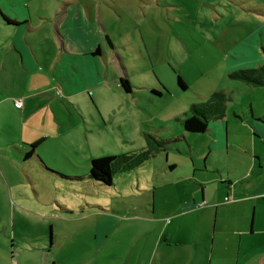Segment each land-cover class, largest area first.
<instances>
[{
    "label": "crops",
    "instance_id": "crops-1",
    "mask_svg": "<svg viewBox=\"0 0 264 264\" xmlns=\"http://www.w3.org/2000/svg\"><path fill=\"white\" fill-rule=\"evenodd\" d=\"M90 1L0 0V191L12 194L17 187L12 168L24 180L36 177L43 187H56V180L65 177L42 155L48 141L80 143L72 140L85 124L89 100L108 101L105 91L119 98L127 92L120 85L118 51L123 48H116L102 24V10ZM260 36L261 48L255 44L251 52L261 66L264 25ZM248 108L230 117L225 111L197 133L208 136L202 139L208 148L204 155L184 136L180 173L166 149L180 143L181 136L145 135L147 147L138 152L149 150L150 155L131 171L165 152L164 173L135 178L129 190L134 203L118 212L89 208L105 216L90 232L105 264H264V99L256 105L251 101ZM90 181V167L69 179L74 191L83 190L78 195L86 194ZM141 181L150 188L141 189ZM4 233L7 238V226ZM142 243L133 258L118 252L125 244Z\"/></svg>",
    "mask_w": 264,
    "mask_h": 264
},
{
    "label": "rangeland",
    "instance_id": "rangeland-1",
    "mask_svg": "<svg viewBox=\"0 0 264 264\" xmlns=\"http://www.w3.org/2000/svg\"><path fill=\"white\" fill-rule=\"evenodd\" d=\"M90 4L102 10L109 38L116 48H123L118 51L121 77L132 87L121 98L105 91L108 101L89 100L83 110L85 122L75 112L85 123L72 140L80 143L48 141L42 155L49 166L65 173L55 171L65 177L56 180V187H43L36 177L34 182L24 180L12 168L17 187L12 194L0 191V264H105L90 235L93 223L105 216H96L89 208L118 212L134 203L129 196L133 180L164 173L161 163L168 152L180 173L186 156L184 136L198 151L203 148V155L208 152L202 140L208 136L185 133L179 121L190 115L191 105L221 91L229 98L225 104L230 117L233 111H248L251 101L256 105L264 99V88L230 78L240 69L259 65L251 48L261 45L264 0H91ZM42 31L45 35L48 28ZM178 77L185 90L178 85ZM147 134L162 139L181 136V142L166 153L157 152L154 162L114 175L110 186L92 180L83 195H78L82 189L71 188L70 177L84 175L91 160L138 152L147 147ZM139 186L150 188L142 181ZM124 233L125 239L128 232ZM143 246L125 244L118 252L133 258Z\"/></svg>",
    "mask_w": 264,
    "mask_h": 264
},
{
    "label": "trees",
    "instance_id": "trees-1",
    "mask_svg": "<svg viewBox=\"0 0 264 264\" xmlns=\"http://www.w3.org/2000/svg\"><path fill=\"white\" fill-rule=\"evenodd\" d=\"M230 78L254 87H264V63L257 68L238 70L230 74ZM177 80L178 85L185 90L186 85L182 79L178 77ZM120 85L125 91H129L130 86L126 79H121ZM226 101H229L228 96L224 92L218 91L214 92L204 103L192 105L190 116L181 121L183 130L193 134L205 132L209 121L220 119L224 116ZM149 155V150H144L136 153L93 159L90 165V178L95 182L109 186L116 173L138 167Z\"/></svg>",
    "mask_w": 264,
    "mask_h": 264
},
{
    "label": "built area",
    "instance_id": "built-area-1",
    "mask_svg": "<svg viewBox=\"0 0 264 264\" xmlns=\"http://www.w3.org/2000/svg\"><path fill=\"white\" fill-rule=\"evenodd\" d=\"M14 106H15L16 108L20 109L21 106H22L21 101H17V102H15V103H14ZM226 200H228V199H226Z\"/></svg>",
    "mask_w": 264,
    "mask_h": 264
}]
</instances>
